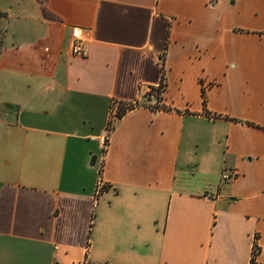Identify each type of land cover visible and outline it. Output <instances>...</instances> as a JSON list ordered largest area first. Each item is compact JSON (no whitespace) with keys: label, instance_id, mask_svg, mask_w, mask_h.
<instances>
[{"label":"crops","instance_id":"0c3cea01","mask_svg":"<svg viewBox=\"0 0 264 264\" xmlns=\"http://www.w3.org/2000/svg\"><path fill=\"white\" fill-rule=\"evenodd\" d=\"M0 13V264H264V0Z\"/></svg>","mask_w":264,"mask_h":264},{"label":"trees","instance_id":"16d2710c","mask_svg":"<svg viewBox=\"0 0 264 264\" xmlns=\"http://www.w3.org/2000/svg\"><path fill=\"white\" fill-rule=\"evenodd\" d=\"M164 89H165L164 75H163V73H161L160 81L157 84V86L154 88H150V90L148 92V95L151 97H154L156 100V103L153 105L154 108L169 109L162 102V93H163ZM201 96H202V104H203V106H205V92H204L203 88L201 90ZM143 104L149 105V103H147V102H143ZM131 108H132L131 106L128 108H125L124 103H118V105L116 107V112L114 115L115 116L114 121L116 119L120 118L126 112V110H129ZM114 121L112 123H110V125L108 126L109 129H112ZM256 239H257V236H254V242L252 245L251 256H250V260H249L248 264H258L256 262V256L259 253V247L256 244Z\"/></svg>","mask_w":264,"mask_h":264},{"label":"built area","instance_id":"2783aa9c","mask_svg":"<svg viewBox=\"0 0 264 264\" xmlns=\"http://www.w3.org/2000/svg\"><path fill=\"white\" fill-rule=\"evenodd\" d=\"M70 52L73 55L76 56H82L84 53L83 47H82V41H83V35L80 31L79 27L72 26L70 28ZM133 107L134 103L126 104L125 108ZM113 109H116L114 106ZM221 180H229L232 178V173L224 171L220 175ZM107 187V184L102 180V178L99 176L95 183V195H100L102 191ZM204 198L212 199L213 194L210 192H206L202 195Z\"/></svg>","mask_w":264,"mask_h":264},{"label":"rangeland","instance_id":"374dc122","mask_svg":"<svg viewBox=\"0 0 264 264\" xmlns=\"http://www.w3.org/2000/svg\"><path fill=\"white\" fill-rule=\"evenodd\" d=\"M13 1L11 2V0H0V7H11V5L13 6ZM5 26H6V18H3L2 13H0V47L1 44L3 43Z\"/></svg>","mask_w":264,"mask_h":264},{"label":"water","instance_id":"95a60500","mask_svg":"<svg viewBox=\"0 0 264 264\" xmlns=\"http://www.w3.org/2000/svg\"><path fill=\"white\" fill-rule=\"evenodd\" d=\"M94 162V157L91 158L90 164L92 165Z\"/></svg>","mask_w":264,"mask_h":264}]
</instances>
